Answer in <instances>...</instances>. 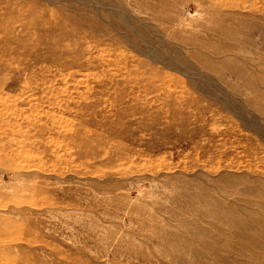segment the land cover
<instances>
[{"label":"rangeland","instance_id":"rangeland-1","mask_svg":"<svg viewBox=\"0 0 264 264\" xmlns=\"http://www.w3.org/2000/svg\"><path fill=\"white\" fill-rule=\"evenodd\" d=\"M0 264H264V0H0Z\"/></svg>","mask_w":264,"mask_h":264}]
</instances>
